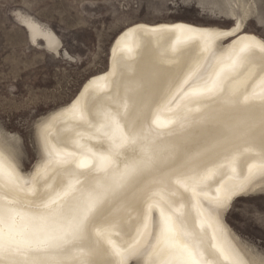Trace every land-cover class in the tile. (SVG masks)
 <instances>
[{"label":"snow or ice","instance_id":"snow-or-ice-1","mask_svg":"<svg viewBox=\"0 0 264 264\" xmlns=\"http://www.w3.org/2000/svg\"><path fill=\"white\" fill-rule=\"evenodd\" d=\"M5 6L0 0V9ZM36 6L37 0H26L23 8ZM230 23L235 29L242 26ZM160 27L195 33L211 62L207 67L199 60L181 64L149 54L139 68L129 66V78L113 81L111 91L98 98L93 119L85 121L87 140L78 134L75 150L46 144L48 159L30 181L0 156V264H97L81 251L92 229L115 257L107 264H130L132 258L145 256L141 239L153 236L150 264H213L205 225L212 229L213 241L216 231L201 218L204 189L225 170L237 173L238 162L254 150L264 173V74L251 84L240 78L249 54L264 52V41L248 36L227 55H216L215 41L230 33L220 30L226 24ZM126 51L131 55V48ZM260 71L264 73V64ZM161 89L167 93V118L161 117V107H154ZM237 108H254L255 113L236 121L230 113ZM252 170L250 166V174ZM243 194L240 183L213 202L224 208L233 196ZM257 208L264 213V204ZM133 213L137 239L122 248L112 237L119 235L124 216L131 220ZM101 221L106 226L97 228ZM211 248L232 264L222 246L214 242Z\"/></svg>","mask_w":264,"mask_h":264},{"label":"bare ground","instance_id":"bare-ground-1","mask_svg":"<svg viewBox=\"0 0 264 264\" xmlns=\"http://www.w3.org/2000/svg\"><path fill=\"white\" fill-rule=\"evenodd\" d=\"M198 11L206 15L213 22L236 21L241 23L240 29H235L231 25L221 28V31H229L225 36L219 37L215 41L216 55H227L232 49L238 48L246 41L248 36H254L264 41V37L249 30L252 24L255 28H263L264 10L260 7V0H196ZM13 17L17 24L24 30L28 41L41 52L65 60L69 54L63 49L59 38L55 33L28 15L14 12ZM26 18H31L24 23ZM20 21V23H18ZM184 24L194 29L219 27L211 24H194L187 21H160L155 23L135 22L127 25L113 38L108 48L106 67L103 71L95 73L87 78L80 86L76 94L67 103L54 108L42 115L35 123V138L39 147V159L29 172H23L14 145L9 136L0 130V156L15 165L17 171L30 181L31 175L47 159L45 145L57 149L75 150V141L78 134H84L87 140L88 129L85 121L93 119V113L98 107V98L103 97L109 91L113 81H120L129 78L127 71L129 66L139 68L146 61L149 54L153 56H166L174 58L181 64H190L194 61H201L207 67L210 63V53L203 50V41L195 33L179 34L161 28L163 25ZM142 25L146 27H136ZM131 48V55L126 49ZM173 48L176 49L173 52ZM45 53V54H46ZM264 64V52L254 49L249 54L248 63L241 70V79H247L251 84L255 79H259L260 67ZM210 70V69H209ZM107 84L108 87L103 86ZM251 91V88H249ZM259 91V89H258ZM167 99V93L161 89L154 107H161L160 115L167 118L170 114L163 110V105ZM174 106V103H173ZM255 113L254 108H237L230 113L231 119L240 121L250 118ZM83 117V120L81 119ZM89 143L95 144V141ZM260 158L255 154V150L242 157L237 164V173L232 174L227 170L223 174H218L213 180L209 181L204 191L207 196L201 197V205L205 213L202 219L209 220L216 231V241L212 240V229L205 225L208 232V259L213 264H229L223 260L219 253L211 248L212 243L222 246L230 257L232 264H264V254L258 252L248 241L240 238L237 233L228 225L226 215L230 212L233 205L241 200L264 196V173L258 170ZM252 167L251 174L249 167ZM231 177V178H230ZM242 183L244 185L243 195L233 196L224 208H216L214 199L219 196L223 198L225 193L234 185ZM220 193L216 189L221 187ZM195 217V213L193 212ZM106 222H99L96 227L104 228ZM119 235H114L113 240L122 248L132 244L137 239L135 214L128 219L124 216L121 226L117 229ZM153 237L141 239V246L145 249V256L136 259L132 258L130 264H150L147 253L151 252V244H154ZM81 251L86 260L97 262V264H107L114 261L110 246L107 242L96 236L95 229L89 233V238L81 245Z\"/></svg>","mask_w":264,"mask_h":264},{"label":"rangeland","instance_id":"rangeland-1","mask_svg":"<svg viewBox=\"0 0 264 264\" xmlns=\"http://www.w3.org/2000/svg\"><path fill=\"white\" fill-rule=\"evenodd\" d=\"M2 2L6 6L0 9V130L14 145L23 172H29L39 159L37 120L67 103L87 78L105 69L110 43L127 25L180 20L231 25L201 14L196 0H37L38 6L29 8H23L26 0ZM81 4L111 7L84 9ZM260 7L264 10L262 0ZM17 11L52 30L74 59L65 61L31 45L13 17ZM249 30L264 37V27L251 24ZM261 204L264 196L241 199L226 221L264 254V213L257 208Z\"/></svg>","mask_w":264,"mask_h":264}]
</instances>
